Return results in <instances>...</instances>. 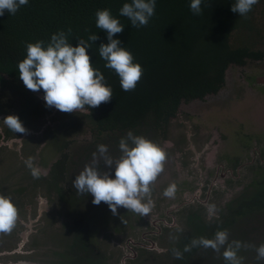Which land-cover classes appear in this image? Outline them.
Segmentation results:
<instances>
[{"label": "trees", "instance_id": "obj_1", "mask_svg": "<svg viewBox=\"0 0 264 264\" xmlns=\"http://www.w3.org/2000/svg\"><path fill=\"white\" fill-rule=\"evenodd\" d=\"M127 2L130 0H29L15 15L5 10L0 16V98L8 84L22 91L24 104L38 98L36 92L28 90L19 79L18 63L26 58L28 43L44 41L46 46L53 34L68 33L71 29L68 40L75 47L79 39L88 41L90 35L96 34L99 38L94 43L89 41L88 54L93 67L105 76L113 96L110 102L99 107L85 106L89 109L86 115L95 124L90 146L110 133H118V141L129 131L147 136L148 131L156 129L155 135L162 131L165 137L166 127L177 116L182 102L217 93L225 85L226 70L231 64L244 65L248 60L264 56L252 45L232 43L236 30H257V4L247 17H240L231 11L235 0H202L201 15L192 13L191 0H156L155 14L147 26L133 27L127 17L119 14ZM103 9L110 10L124 27L114 39H119L121 46L132 53L133 62L142 66L143 75L132 91L122 89L119 76L106 68V61L99 56L100 44L108 43L107 33L96 26L95 13ZM21 121L24 124V120ZM65 159L66 154L55 166L60 167ZM53 171V180L61 181L63 170L58 172L53 168ZM53 182L55 191L61 195L62 189ZM259 200L257 205V194L255 199H245L243 209H231L226 220L211 227L207 221L200 220V214L191 213L192 230L178 243L183 259H176V264H188L197 248L184 252V247L193 238L197 235L213 238L218 229H225L244 213L264 209V199ZM252 264H264V261Z\"/></svg>", "mask_w": 264, "mask_h": 264}, {"label": "rangeland", "instance_id": "obj_2", "mask_svg": "<svg viewBox=\"0 0 264 264\" xmlns=\"http://www.w3.org/2000/svg\"><path fill=\"white\" fill-rule=\"evenodd\" d=\"M256 11L257 23L263 25L264 7H259ZM232 43L234 45L247 43L255 49L264 48V36L258 38L257 30L254 32L236 30L233 34ZM226 74V84L217 94H210L203 99L196 98L188 102L184 101L180 104L177 116L166 127L165 137L162 131L155 135L156 129L148 131L147 136L142 134L160 145L167 154L164 170L152 185L155 188L151 195L153 202H156L154 197L162 198L160 199L162 205L157 206L160 211L178 205L190 197L194 189L201 183V171L206 177H211L215 174V168L220 162L234 163L233 160L237 159L245 166L242 169V176L237 182H234L233 177L228 176L227 181L231 182L228 184V189L226 188L225 194L227 196L224 199L222 198V189L226 184L221 185L219 183L214 188V197L211 198L208 206L215 205L216 214L221 213V208L231 201V196L247 187L257 177L258 157L254 156V149L257 146L264 149V146L260 145V142H264V83L258 81V77H264V59L248 60L245 65L231 64ZM6 87L5 93L0 98V106L4 107L0 109V112L7 113L4 116L16 115L25 105L30 106V103L24 104L25 98H23L20 89L15 90L12 84H8ZM29 94L27 93V95ZM36 94L40 99L39 93L36 92ZM31 105L35 108L33 113L36 114L41 105L37 101H32ZM54 109L55 113L51 114ZM26 113L28 115V111ZM87 113L83 111L73 112L74 116L71 118L65 112H61L55 107H49L46 115L35 116L29 122L25 119L24 127L28 133L31 130L36 132L24 138L23 150L17 152L18 156L21 157L17 159V162L23 163V157H34L37 161L34 164L42 170V173L47 175L50 165L60 156L59 147L50 144L51 133L61 131L62 127L72 123L70 127L66 128L65 134V138L71 141L66 151L70 156L67 177L72 181L77 170L71 164L80 167L85 163L83 153L92 147L90 143L94 140L93 127L90 125L92 120L86 115ZM3 120L0 119V125L7 127ZM118 135V133L105 134L101 140H97L92 149L97 150L99 144L108 146L112 144L113 139L118 141ZM124 137L126 136L124 135ZM8 150L4 148L3 152H0V166L5 169L7 176V178L2 179L6 182L9 181V183L18 179L22 185H27L24 178L19 176L23 175L22 169L10 165L7 156L10 154ZM200 151H205L201 155V162L196 157ZM114 155L115 146L112 156ZM4 165L5 167H3ZM16 169L19 171L17 172ZM27 170L29 169L27 168ZM112 175L114 178V171ZM173 183L176 185L174 197H165L163 195L164 190ZM221 183L223 184L225 181L221 180ZM38 185L40 186L41 183L39 182ZM71 185L73 186L72 182ZM36 190L44 191L46 189L37 187ZM228 191L229 193H227ZM76 194L80 198L90 199L85 194L80 195L78 192ZM196 204L200 207L197 210L202 209L205 215L209 214L207 205L195 202L182 207L180 209L182 213L173 210L172 214L174 213L176 217L168 216L169 221L175 224L178 221L180 225H186L188 223L186 213L188 207L193 208ZM216 214L212 217H215ZM260 215L263 213L257 214V211H253L239 216L228 229L229 239L255 244L256 246L264 243V216ZM173 229L175 233L181 235L182 239L183 233L181 234V231L183 229L181 227H174ZM247 239L250 241L246 242ZM162 241L166 245L169 244L165 238ZM222 252L223 249L221 253H216L210 248L201 247L190 256L188 264H226ZM239 255L245 257L244 264L257 262V253L252 249H241Z\"/></svg>", "mask_w": 264, "mask_h": 264}, {"label": "flooded vegetation", "instance_id": "obj_3", "mask_svg": "<svg viewBox=\"0 0 264 264\" xmlns=\"http://www.w3.org/2000/svg\"><path fill=\"white\" fill-rule=\"evenodd\" d=\"M259 7H264V0H259L257 8ZM262 22L264 23V21ZM262 36H264V24L259 25L257 23V37L261 38ZM257 51L264 53V48L259 47ZM263 59L264 56L257 58V60ZM258 79L259 83L261 81L264 83V77H258ZM259 91L261 90L259 89ZM36 101L41 105L36 114L33 113L35 108L30 104V106L25 105L27 108L20 109L16 116L20 120L25 121L27 119L29 122L35 116L46 115L49 107L44 99L36 98ZM3 108V106H0V109ZM24 109H28V115L27 113L23 114ZM83 112H89V109H84ZM53 113H55V109L51 114ZM6 114L4 111L0 112V119H4ZM60 115L62 116V113ZM2 116L4 117L2 118ZM71 124L62 127L61 131L51 133L50 144L59 147L60 156L50 165L47 175L42 173L39 179H34L30 170H27L24 163L27 158L23 157V163L17 162V159L21 158L17 152L23 150L24 138L36 131L31 130L27 135L22 134L20 136V133L16 134L8 127L0 125V152L4 148L9 149L10 154H7V156L10 165L22 169L23 175L19 176L23 177L27 183V185H22L18 179L12 183L6 182L2 179L7 178L5 169L0 166V193L11 196L18 208V219L12 231L0 233V264H176L177 261L173 256L172 249H178L181 235L175 233L173 228L181 227L183 229L181 234L183 233V236L187 235L193 226L190 219L191 213L200 214L202 218L200 220L207 221L209 227H211L218 221L223 222L226 220L230 216L231 209H243L245 199H255L257 194V205L260 204V198L264 199V149L257 146L254 149V156L258 157L257 177L247 187L231 196V201L226 203L221 208V213L218 212L215 217H210L209 214L205 215L202 209L197 210L200 207L196 204L193 208L188 207L186 212L188 223L186 225H180L178 221L175 224L168 219L170 215L176 217L174 213L172 214L173 210L182 213L180 210L182 207L195 202H200L209 207V201L214 197L213 190L219 183L221 185L226 184L222 189V198L224 199L227 196L225 194L226 188L228 189V184L231 182L227 181L228 176L233 177L234 182H237L242 176V169L245 165L237 159L233 160L234 163H229V161L220 162L215 168V174L211 177H206L201 171L200 185L194 189L190 197L178 205L160 211L157 206L162 205V200H160L162 198L154 197L153 199H156V202H154L155 205L148 216L141 217L124 207H119L117 214L112 217L113 213L108 204L104 202L99 205L93 204L94 197L90 194H85L90 199L77 196V190L71 185L75 178L70 181V178L67 177L70 156L66 150L71 141L65 138V134L66 128L70 127ZM90 125L95 126L93 123ZM12 139L14 141L10 142ZM260 145L264 146V142H260ZM114 146V156L118 157L120 155L119 143L115 139L112 140V144L107 146L109 153L113 155ZM92 147L86 149L83 153L85 159L83 165L75 167L71 164L77 170L74 177L84 169L86 164L91 162L93 152L97 151L93 150ZM203 153L205 151L196 154L200 162ZM64 154H66L65 163L60 167L55 166L56 162L64 158ZM34 163H37L35 159ZM53 168H57L58 172L59 169L63 170L61 181L53 180ZM101 168H103L102 161ZM111 171L113 172L114 168ZM221 180L225 183L222 184ZM53 181H56L57 186L62 189L61 195L55 191ZM39 182L41 183L40 186L38 185ZM37 187H44L46 190L37 191ZM151 187L152 191L155 190L154 186ZM256 211L257 214L263 213L260 216H264V209L257 208ZM193 221L196 224L194 218ZM231 225L225 229L228 230ZM199 237L202 236L197 235L195 238ZM164 238L169 244L163 243L162 239ZM199 248L201 247L197 249Z\"/></svg>", "mask_w": 264, "mask_h": 264}, {"label": "clouds", "instance_id": "obj_4", "mask_svg": "<svg viewBox=\"0 0 264 264\" xmlns=\"http://www.w3.org/2000/svg\"><path fill=\"white\" fill-rule=\"evenodd\" d=\"M29 0H0V16L8 10L15 15L21 6L27 5ZM259 0H235L231 11L240 17H247L253 6ZM202 0H191L190 10L194 15H201ZM210 6V5H209ZM156 0H130L121 7L120 16L127 17L133 27L147 26L149 19L155 14ZM96 26L107 33L108 43L99 46V56L106 61L105 67L112 69L120 78V85L124 91H132L143 75L142 66L134 63L132 53L121 46L119 39H114L117 33L124 31L118 18H114L108 9L98 10ZM71 29L68 30V33ZM68 33L59 31L53 34L50 42L45 46L44 41L28 43L26 58L18 63L19 79L28 90L44 92L43 99L48 107H55L61 112L73 113L89 108L99 107L102 103L111 101L113 92L105 83V76L93 67L88 49L91 43L98 40L96 34L88 37V41L79 39L78 46H72L68 40ZM4 124L13 132L27 135L20 118L8 115ZM118 157L109 153L104 144L97 146L92 160L75 176L73 187L78 194H90L94 197L92 203L108 204L115 215L119 207L148 216L154 202L151 199L152 185L164 170L167 158L166 152L152 140L134 135L129 131L126 137L119 141ZM34 157H28L24 163L34 179H39L42 170L34 164ZM101 161L103 168H101ZM114 168V178L112 169ZM176 185L170 184L163 195L173 198ZM216 214L215 205L209 206V215ZM18 219V208L11 196L0 193V233L11 232ZM227 229H218L213 238H193L185 245L184 252L193 248L203 247L221 253L226 264H244L245 257L239 255L241 249L254 250L257 261H264V243L259 246L230 240ZM174 258L183 259V253L172 249Z\"/></svg>", "mask_w": 264, "mask_h": 264}, {"label": "water", "instance_id": "obj_5", "mask_svg": "<svg viewBox=\"0 0 264 264\" xmlns=\"http://www.w3.org/2000/svg\"><path fill=\"white\" fill-rule=\"evenodd\" d=\"M38 93H39L40 97L43 99L44 92L39 91ZM13 140H14V139H12V140H10V141H13Z\"/></svg>", "mask_w": 264, "mask_h": 264}]
</instances>
